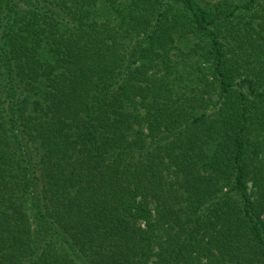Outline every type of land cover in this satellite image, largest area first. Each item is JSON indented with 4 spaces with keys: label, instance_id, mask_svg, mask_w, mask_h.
<instances>
[{
    "label": "trees",
    "instance_id": "obj_1",
    "mask_svg": "<svg viewBox=\"0 0 264 264\" xmlns=\"http://www.w3.org/2000/svg\"><path fill=\"white\" fill-rule=\"evenodd\" d=\"M219 5L0 0V264H264V35Z\"/></svg>",
    "mask_w": 264,
    "mask_h": 264
},
{
    "label": "rangeland",
    "instance_id": "obj_2",
    "mask_svg": "<svg viewBox=\"0 0 264 264\" xmlns=\"http://www.w3.org/2000/svg\"><path fill=\"white\" fill-rule=\"evenodd\" d=\"M233 3V6H236L234 10H231V12L224 11V14L226 15L225 17H228L233 24V31L231 34L226 35V28H222V33L226 35V40L227 42L226 47L231 50V52H243L246 55V58L248 56L251 59V63L254 64V59L250 55L253 51V49H256L255 46L261 44V39L260 36L264 35V32H261L260 28L257 27L258 23L261 21L259 16H262L264 14V11L260 10V7H257L258 5L256 4L257 1H262V0H257L255 2L247 3L249 0H231ZM199 2L204 3L210 7H214V5L220 6L219 3L221 0H199ZM248 4V5H246ZM217 9L216 7H214ZM222 17L221 19L225 18ZM255 20L254 22V27H249L248 23L251 20V18ZM224 22L223 25H226L228 22ZM252 46V48H251ZM180 53V50H173L171 52L172 58L174 60L176 59H181V56L178 54ZM200 53V52H199ZM202 55V53H200ZM256 65V64H255ZM165 66V65H161ZM180 67V64L179 66ZM176 72H174L175 74ZM204 73V74H203ZM177 75V74H176ZM203 75H206V78H210V71H209V64L207 63H202V70L196 74L194 77L195 82L197 78L202 77ZM211 81L209 80L208 85H211ZM205 89V88H204ZM204 98H209L212 97V100L214 102L218 103V99L220 98L219 93L217 92L214 96H210L207 94H202ZM214 108V104H210L209 107L207 108V113H211V111Z\"/></svg>",
    "mask_w": 264,
    "mask_h": 264
}]
</instances>
